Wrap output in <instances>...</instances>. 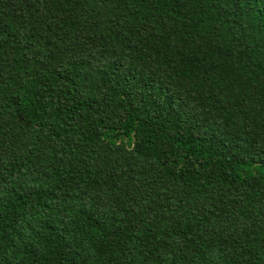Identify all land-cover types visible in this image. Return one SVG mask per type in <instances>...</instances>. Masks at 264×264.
Returning a JSON list of instances; mask_svg holds the SVG:
<instances>
[{"label":"trees","instance_id":"trees-1","mask_svg":"<svg viewBox=\"0 0 264 264\" xmlns=\"http://www.w3.org/2000/svg\"><path fill=\"white\" fill-rule=\"evenodd\" d=\"M0 264H264V0H0Z\"/></svg>","mask_w":264,"mask_h":264}]
</instances>
